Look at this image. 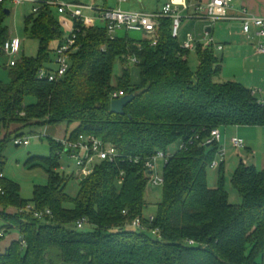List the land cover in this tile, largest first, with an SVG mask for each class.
<instances>
[{"label": "trees", "instance_id": "16d2710c", "mask_svg": "<svg viewBox=\"0 0 264 264\" xmlns=\"http://www.w3.org/2000/svg\"><path fill=\"white\" fill-rule=\"evenodd\" d=\"M6 18L1 7L0 55L10 39ZM75 32L79 50L71 56L67 75L53 83L39 80L43 68L53 69L54 44L66 40L55 10L41 6L25 19V33L39 41L38 56L19 57L10 67L11 82L0 81V245L11 233L20 235L0 253V264H264V170L239 166L231 183L242 204L234 205L224 162L217 187L209 184L221 144L203 145L214 128L264 127V107L253 90L219 82L222 60L202 44L193 73L191 51L173 38L170 18L160 20L155 47L149 36L112 39L105 26L86 28L76 20ZM133 58L139 62L137 86L130 72ZM118 61L124 73L114 84ZM115 93L135 96L124 116L111 112ZM65 123L76 125L72 138H101L118 149L120 159L98 164L71 198L66 188L74 177L62 172V145L49 136L51 157L29 160L43 163L49 182L35 186L32 201L24 200L20 186L3 175L7 144L24 138L26 128ZM177 143L186 148L170 153ZM158 151L170 157L162 199L150 221L145 217L150 186L145 162ZM137 158L142 162L130 161ZM30 203L52 216L20 213ZM137 218L144 228L130 229Z\"/></svg>", "mask_w": 264, "mask_h": 264}, {"label": "built area", "instance_id": "2783aa9c", "mask_svg": "<svg viewBox=\"0 0 264 264\" xmlns=\"http://www.w3.org/2000/svg\"><path fill=\"white\" fill-rule=\"evenodd\" d=\"M117 1L121 4L129 2V0ZM7 3L15 7L24 4H33V13H37L43 5L48 6L56 10L58 14L69 15L74 20L70 35L63 44L55 49L53 59L54 68H43L38 75L39 80H48L51 83L58 82L67 75L71 67V56L74 52L79 50L77 46V34L75 32V20L86 28H95L99 25L105 26L112 39L116 38V34L122 31L145 34L153 40L152 46L155 47L158 44L160 20L164 18L173 20V38L180 39L182 23L189 7L188 0H169V3H167L159 13H143L123 11L121 9L101 8L95 4L92 6H84L76 3H66L61 0H0V8L4 7ZM232 3L233 0H211L206 7L200 8L198 17L208 20L213 25L221 21H240L242 23L243 34L247 39L251 40L253 38L252 31L255 30V35L259 40L256 47L257 54L264 56V16H255L246 9L242 10L237 16H233L230 14ZM86 12H94L96 15L89 16ZM206 38H209V40L207 44L203 46L204 49H214L215 51H222L224 49L222 45L216 44L214 38L210 37V34L207 33ZM200 44L201 42L197 40L196 36L189 34L187 36V42L182 45V48L189 51H196ZM3 51L4 54L10 58L9 67H14L21 53V40L18 38H10L5 43ZM131 62L134 64L139 63L136 58L131 59ZM259 92V90H253V95L257 96ZM120 98L123 97H120L117 93L113 96L114 100ZM258 104L264 107V98L259 99ZM36 137L43 139L44 137H49V135L46 132L44 135L39 134ZM56 141L60 143L63 148L60 154H67L76 161L77 175L82 178L90 176L98 164L103 162L115 164L121 157V154L114 145L94 135L81 134L76 139L69 135L62 140ZM221 141L222 129L214 128L211 131L210 138L203 145L205 146L215 142L221 143ZM14 142L17 147L30 145L29 138H19ZM231 143L236 150H242L246 147L245 140L240 137L233 138ZM185 148V144H180L179 150H184ZM225 156V150L221 149L218 155L219 159L213 162L212 168L216 170L219 169ZM169 157L170 153L158 151L145 162V168L149 173L151 187L156 188L164 185L163 176H160L157 172V163L160 160L166 163ZM130 161L138 164L142 162V159H130ZM62 169L65 171L64 168ZM122 182L123 180L120 183L122 184ZM0 192H2V189H0ZM20 213H32L36 218H42L44 215L52 216L50 210H47L45 214L36 211L35 206L31 203L28 204L25 209L21 210ZM149 219L153 221L154 217H150ZM84 226V223L80 222L78 229L82 230ZM130 228L134 230L143 229L142 220L140 218L135 219L130 223ZM191 243L193 244V242ZM22 246L26 248V243L24 241H22Z\"/></svg>", "mask_w": 264, "mask_h": 264}, {"label": "rangeland", "instance_id": "374dc122", "mask_svg": "<svg viewBox=\"0 0 264 264\" xmlns=\"http://www.w3.org/2000/svg\"><path fill=\"white\" fill-rule=\"evenodd\" d=\"M79 1L81 4H84L86 6H92L95 0H79ZM105 1L108 3L109 7H112L115 10H118V9L125 10L128 6H132V5L140 6V0H130L128 3H122V4L119 3L117 0H97V5L104 6ZM155 1L156 2L160 1V3L164 2V0H147V3L149 4L150 2H155ZM31 7L32 6H30V4H27L25 6L16 8L15 6L9 3H7L4 7L5 10L12 12V15L8 16L5 21V25L9 28V34L12 36V38H18L21 40V53L19 57L25 55L26 57L36 58L39 54V47H40L39 41L30 39L25 33V19L27 16L33 14V10ZM55 16L57 19L59 17L66 18L69 24L74 23V20L69 15H60L55 12ZM195 22L196 21L183 20L181 36L179 39L181 46L187 42L188 34H192L197 37V35L201 33L206 37L205 30L207 26L205 24H201L197 28V23ZM214 25L216 26L217 23ZM62 30L64 31L65 34L69 32L68 29L66 28H63ZM128 34L131 37V39L134 38V40L136 39V41H140V39L145 36L142 33H134V32L128 33ZM208 40L209 38H206L205 40L203 39V41L200 40V42L204 46L207 44ZM56 47H57V44H54L53 49H56ZM216 55L220 60H222L225 55V60L224 62H222V74L219 77L218 81L219 82H228V81L241 82L240 79L237 80V78H234V76L240 70H237L238 67H236L234 63H231L230 61L227 60L228 54L226 52H219L218 50H216ZM189 62H190V67L193 73H196L199 67V58H198L197 51L195 50L191 51L190 56H189ZM9 65H10V58L6 55H0V81L4 83L11 82ZM52 67L54 68V66ZM130 72L132 75L133 85L135 86L139 85L140 84V70L136 64L132 63L130 65ZM123 73H124L123 66L121 62L118 61L114 69V84L118 81L120 77L123 76ZM246 76L248 77L247 74ZM245 84L247 85V82ZM262 88L264 89V87ZM32 101L35 102L34 100ZM66 126L67 124L65 123L64 125L60 127V131H63L62 133L65 132ZM48 128L49 127H46V126L45 127L44 126H33V127L26 128L23 131L24 138L30 139V145L17 147L15 145V142L11 141L7 144V147L5 149L6 165L3 168V175L5 176L7 180L12 181L20 186L21 197L26 201L33 200V192H34L35 186H46L49 182V178H48V174L45 169V166L42 165L43 163L34 162L32 164H29V160L33 157H42V158L51 157L52 151H51L50 140L48 139V137H44L43 139H39L36 137L39 134L44 135L47 132ZM75 128H76V125L70 126V131H73ZM250 128L251 130L252 129L256 130L255 131L256 134L254 135L255 139L258 137L259 139H261L263 137L262 144L264 146V129H261L260 127H250ZM248 135L249 136L247 137L253 138L252 131L249 132ZM50 137L53 138L52 135H50ZM179 146H180V143H177L176 145L171 147L169 152L173 153L177 151L179 149ZM231 150L232 149H230V152ZM230 152H229V155H230ZM242 152H243V155H246L247 157L246 152L245 151H242ZM257 152L259 153V155L262 154L261 149H259V151ZM239 162L240 160L237 161V164ZM164 164L165 163L161 160L157 163L158 165L157 172L159 173L160 176H163ZM61 166L62 168L65 169V171H62V172H64L66 176L74 177V179H72L69 182L66 188V193L71 198H76L80 190V180H83L85 178H82L81 176L77 175L76 161L70 158L67 154L61 155ZM249 166L254 167V163L249 162ZM238 168H239V165L235 166V168L229 170L226 176L227 177L226 188L230 196V202L234 205L242 204L241 196L239 195L238 191L233 187L231 183L233 174ZM257 169L260 170L261 168H258L257 166ZM0 173H1V169H0ZM218 177H219L218 170L209 169L208 178H209V184L211 186L216 185L215 183L217 182ZM161 199H162V187L153 188L149 186L148 191H147V196H146V200L148 203V207L145 211L146 218H149L153 216L154 214H156L157 206L160 203ZM10 212L13 213L14 211H10ZM91 229H92L91 226L85 227V230H91ZM16 235H17V232H13L10 235H8L5 241L3 242L4 243L3 245L5 247L7 245L9 246L11 242V237L16 236ZM151 236L155 238L154 235L151 234ZM260 261L262 262V259Z\"/></svg>", "mask_w": 264, "mask_h": 264}, {"label": "crops", "instance_id": "0c3cea01", "mask_svg": "<svg viewBox=\"0 0 264 264\" xmlns=\"http://www.w3.org/2000/svg\"><path fill=\"white\" fill-rule=\"evenodd\" d=\"M61 1L66 2V3H76V4L84 5V4H81L79 0H61ZM210 2L211 0H188L189 7H188V11L186 12L184 20L196 21L195 23H197V28L199 25L205 24L207 26L205 30L206 34L207 33L210 34V36L214 38V40L217 42L218 45H222L224 47V49L219 52H226L228 54L227 60L230 61L231 63H234L236 67H238L237 70H240L234 76V78H237V80L238 79L241 80V82L239 81L237 82L241 83L242 85H244L250 90H259L260 92L257 94L256 97L258 99H263L264 89L262 87H264V77H263L264 75V56L257 54L256 47L258 45L259 40L255 35V30L252 31L253 38L249 40L243 34L242 23L238 20L221 21L217 23V25L215 26L211 24L208 20L199 18L198 15L200 12V8L206 7ZM167 3H169V0H164V2H161V3L160 1L158 2L155 1V2H150L149 4L147 3V0H140V6L132 5V6H128L125 10L123 9L121 10L130 11V12L159 13L163 10V8L165 7ZM93 4L97 5V0H95ZM25 5L27 4H24L18 7H22ZM30 6H32L31 8L33 10L34 5L30 4ZM98 7L114 9L112 7H109L106 1H105L104 6H98ZM244 9L248 10L251 14L255 16H264V0H233L230 14L233 16H237ZM55 12L58 13L56 10ZM86 13L87 15L90 14L89 16L96 15L94 12H86ZM11 15H12V12L10 11V15H7V17ZM57 20L62 29L63 28L68 29L69 32L66 34L64 33L65 39L68 38V36L70 35L73 29L74 23L69 24L68 20L64 17H59ZM116 35H117L115 36L116 38L117 37L118 38H126V37L131 38L127 32H123V31L118 32ZM146 36L147 35L142 37L140 40H143ZM197 37H198L197 39L198 41L200 40L203 41V39L204 40L206 39V37L201 33H199ZM10 38H12L11 35H10ZM57 47H58V44H57ZM224 60H225V55L222 59V62H224ZM246 74L248 75V77L246 76ZM232 82H235V81H232ZM246 82H247V85L245 84ZM62 125L57 126V127H49L47 129V134L49 136L52 135L53 138L56 140H62L66 138L67 136L71 134L72 131H70V127L67 124L65 132L62 133L63 131H60V127ZM260 128L264 129V127H260ZM251 131L253 132V138L247 137L249 136L248 133ZM255 131H256L255 129L251 130L250 127H231V128L222 129V141L220 144H221L222 149H224L226 152V156L224 160L222 161L225 163L226 176L229 170L235 168V166L237 165L240 166L242 163L249 166V162H253L254 167L256 169L258 166V168H261L259 171L264 170V146L262 144L263 137L261 139H259V137L255 139L254 138V135L256 134ZM235 137H240L245 140L246 147L244 149L236 150L232 146L231 140ZM230 149H232L231 152H230ZM259 149L262 150L261 155H259V153L257 152L259 151ZM242 151L246 152L247 157L246 155H243ZM229 152H230V155H229ZM239 160L240 162L237 164V161ZM217 183H218V179H217V182L215 183L216 185H212V186L210 185V186L212 188H216ZM19 240H20V235L17 233L16 236L11 237V242L9 246L7 245L5 247L3 245L4 243L0 245V253H5L13 242L19 241ZM261 259H262V262L261 261L260 262L264 263V257Z\"/></svg>", "mask_w": 264, "mask_h": 264}, {"label": "water", "instance_id": "95a60500", "mask_svg": "<svg viewBox=\"0 0 264 264\" xmlns=\"http://www.w3.org/2000/svg\"><path fill=\"white\" fill-rule=\"evenodd\" d=\"M7 15L10 11L6 10ZM135 100L134 95H128L118 100H114L111 104V112L116 115L124 116L126 114V107Z\"/></svg>", "mask_w": 264, "mask_h": 264}]
</instances>
